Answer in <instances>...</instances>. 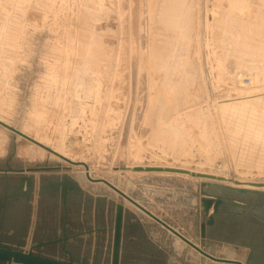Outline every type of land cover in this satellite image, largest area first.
<instances>
[{
  "label": "rangeland",
  "instance_id": "obj_1",
  "mask_svg": "<svg viewBox=\"0 0 264 264\" xmlns=\"http://www.w3.org/2000/svg\"><path fill=\"white\" fill-rule=\"evenodd\" d=\"M172 1L145 0L140 27L141 43H139L138 52L133 53L130 52L128 45V23L126 22L128 0H14L12 3L0 0V26H11L16 29L14 34H19L16 38L17 41L14 39L11 42L5 41L3 46H0V104L3 103L0 115H4L12 126L19 130L23 129L31 135L45 137L55 146L61 143V136H63L64 150L78 160L85 159L94 175L105 177L116 185L118 184L164 222L179 230L188 239L197 242L211 254L224 257L228 253H233L236 258L247 264H264V218L261 215L250 212L245 216L236 213H231L230 216L229 213L223 211L222 214L225 216L221 215L216 218L215 227H212L208 231L207 237L203 239L200 236L201 223H199L203 216L200 204V184L206 182L183 177V175L134 174L121 169L128 163L129 165L140 164L143 166H184L189 169L200 168L205 171L212 168L229 180L238 178L264 182V166L246 168L237 164L229 154L227 137L232 130L222 116V109L227 108L230 103L264 96V83L256 81L255 84L249 85L251 83L249 74H257L260 79L262 78L260 69H245L246 66L252 64L254 66L255 63L258 66L260 62H263L260 64L263 65L264 60L261 58H264V52L259 53V56L256 52L257 55L252 53L248 58L245 56L243 59L245 62L242 65L244 69L242 66L238 68L236 64H233L239 55L233 49L234 43H237L239 39L234 38L230 32L231 36H227L229 39L227 41L228 33L226 34L222 30L223 27L219 25V16H217L219 12H221L219 15L225 16L223 13L225 14L224 11L229 8V0H178L175 5L171 4ZM247 2L250 10L247 6L249 11L245 7L243 14L238 11L236 16L237 20L241 18L240 23L244 20H249V23L253 14L255 15L256 18L251 21L254 24L250 22L249 32L252 34L251 39L254 38L253 43L256 44L259 38L255 37V34L264 33V0H248ZM182 5L183 7H181ZM180 8L183 9L182 12ZM246 12H248V19ZM250 13L252 16H249ZM178 15L184 21H181V17L179 18ZM222 16H220V20L224 18ZM176 19L183 25L181 26ZM218 26L222 29L217 28ZM220 31L226 35L219 33ZM214 35H217L218 38L222 35L225 36L223 41L226 43L223 45L224 42L220 41L222 45H219L220 42L217 44L221 37L218 40ZM232 36L234 40L231 39V41L233 40L231 42L230 37L232 38ZM153 37L154 39H152ZM170 38L173 41L172 47L169 43L171 42ZM186 38L189 40L185 41ZM161 40L165 43H162ZM161 44H165V46ZM157 46L159 49L161 48V51L163 48L164 51L160 52ZM235 48L237 49V44ZM249 49L252 51V48ZM163 52L166 53L161 55ZM87 55L92 58H88ZM256 56L258 63L255 60ZM152 60L153 62H151ZM178 63L181 64L178 65ZM161 64L162 66L169 65L170 69V66L173 68L170 70L166 66L167 70H165ZM174 64L178 68H174ZM182 66L184 67L182 68ZM180 68L182 70H179ZM132 69L134 72L131 76L132 78L135 76V80L131 79L129 74L132 73ZM162 69H164V73L167 71L166 73L171 78L165 73L166 77ZM148 72H151V77ZM164 77H169L168 80L172 85L177 83L181 87L184 85L183 89L187 88L185 92L188 97L192 95L188 100L190 102L186 104L190 106L195 103L194 106L192 105L194 108L191 107L192 110L202 111V121L205 122V128L209 132L208 141L210 142L211 138L215 139L216 134L219 135L221 145L215 146L216 153L211 152L212 156H215L211 166L205 163L206 156H203L205 153L200 151L202 143H208V141H202L198 129L190 122V116L195 112L184 111L180 118L176 117L178 115L176 112L168 118L170 123L167 122V125L170 124L171 127L181 125L189 132L187 135L188 144L184 151L171 149L162 140L149 146L152 125L147 123L146 115L149 112L148 108L152 109V100L159 94L156 92L158 91L156 88L161 91V86L163 87V83L167 81ZM154 80L155 82H153ZM237 80L241 82L242 86H239ZM87 85L92 89L96 85L95 94L90 92ZM246 85L252 86L249 94L246 90L238 89L244 88ZM84 86L87 89H84ZM129 87L132 88L129 89ZM174 93L176 92L172 94ZM154 100L156 101V99ZM129 102L131 103L129 104ZM152 105H155L154 102ZM125 107L128 112L125 111ZM41 110L44 115L37 118L36 113ZM118 113L126 116L124 122L123 117L122 120L118 119L117 121ZM175 118L177 121L174 120ZM110 121H117L113 129L107 126V122L111 123ZM118 126H122L124 131L122 135H119L121 129ZM212 126L217 133L212 131ZM3 131V133L0 131V139L6 138V143L4 145L5 154L0 155V168L4 169L6 162L14 169H41L52 166L59 168V170L43 169L24 172L32 178L33 183L42 179L43 175L55 176L56 182L50 186L53 194L49 203H52L56 208L61 206V201L64 200L66 193V201L74 214L83 213L90 219L93 215L100 214L101 221L107 217L106 227L103 228H106L107 232L109 227L115 226L117 205L121 204L124 206L123 224H130L133 220L135 223L143 222L149 228L158 246L170 254V259L167 261L170 264H216L206 261L204 256H200L189 246L182 245V247L176 242L175 237L160 224L126 206L108 189L99 185L97 187L79 183L77 176L79 171L65 163L53 162L48 159H43L41 162H32L27 158L20 159L17 157V149L28 143L23 139L20 140L11 132ZM102 135L112 136L110 146L108 145L109 140L107 143L101 142ZM242 135L236 134L237 137H242ZM118 143L119 145H117ZM139 144L144 146V150ZM262 145L258 142L257 146L260 148L263 147ZM203 146V148H207V145ZM101 147L106 152H102ZM122 147L127 148L123 150ZM127 150L134 154L138 150L140 157L135 161L132 160ZM65 178L69 180L68 184L59 186L64 183ZM16 186L14 183L13 188L18 192ZM75 186L79 190L74 189ZM260 200L264 202V198H260ZM60 212L59 208L53 212V215L58 217ZM88 231L90 233L87 235L91 236L94 228ZM110 231L112 230L110 229ZM112 232L114 233V231ZM96 249V256H94L96 260L90 254L92 253L91 247L88 248L86 260L90 262L92 259V264L95 262L105 264L104 256L109 250L105 240H102ZM48 251L55 259L68 258V254L61 255L57 249Z\"/></svg>",
  "mask_w": 264,
  "mask_h": 264
},
{
  "label": "bare ground",
  "instance_id": "obj_2",
  "mask_svg": "<svg viewBox=\"0 0 264 264\" xmlns=\"http://www.w3.org/2000/svg\"><path fill=\"white\" fill-rule=\"evenodd\" d=\"M5 2H8V3H12V2H14V0H4ZM168 1H172V0H167V2ZM248 0H229V8L226 10V11H224L225 12V14L223 13V15H225V16H222V15H219L221 12H219V14L217 15V16H219L218 17V20H219V25L221 26V27H223V29L222 28H219V26L217 27V28H219V29H222V30H224V33H228V34H230V32L232 33V35H234V38L235 37H237L238 39H239V41H238V39H237V43L235 42L234 43V45L236 46V44H237V49L235 48V46H234V48L233 49H235V52L237 53V54H239V55H237V58H235V60L233 61V62H235V63H233V64H236V66L239 68V67H241L243 64H244V57L246 56L247 58H248V56L250 55V54H252V53H258V56L260 55L259 53H263L264 52V33H260V34H255V37H258L259 38V40L257 41V43L255 44V43H253V40H254V38H252L251 39V37H252V34H250V32H249V30H250V22L253 20V18H256L255 17V15L253 14V16L251 15V13L249 14V16L251 15L252 16V20H250V22L248 23V21H245L244 20V22L242 21L241 23H240V19H238L237 20V16H236V13H238V11H240V13H242L243 12V10H244V8L246 7V10H248L247 9V2ZM144 3H145V0H128V8H127V18H126V16H125V18H126V22L128 23V26H127V28H128V37H129V40H128V45H129V50H130V52H138V48H139V43H141L140 42V40H141V38H142V36H140V27H141V23H142V13H143V7H144ZM178 3V0H173L172 1V5L174 4H177ZM171 4H170V7H171ZM181 7H183V5L181 6ZM248 8H249V6H248ZM170 9V8H169ZM184 9H186L185 8V6H184ZM180 10H181V8H180ZM249 10H250V8H249ZM248 10V11H249ZM168 11V10H167ZM172 11V10H171ZM183 11V9L181 10V12ZM167 13V12H166ZM185 13H186V10H185ZM244 13H245V11H244ZM247 13V19H248V12H246ZM178 14V13H177ZM183 14H184V12H183ZM243 14V13H242ZM180 15V14H179ZM179 15H178V17H179ZM214 15V14H213ZM238 15V14H237ZM240 15V14H239ZM238 15V16H239ZM257 15V14H256ZM220 16H222V17H224L222 20H220ZM168 17H169V15H168ZM167 17V18H168ZM181 17V16H180ZM179 17V18H180ZM242 17V16H241ZM176 18V17H175ZM184 18V17H183ZM236 18V19H235ZM243 18V17H242ZM245 18V17H244ZM172 19V18H171ZM169 20V19H168ZM183 19H182V17H181V21H182ZM215 20H216V18H215ZM214 20V21H215ZM217 20V21H218ZM243 20V19H242ZM176 21L178 22V23H180L177 19H176ZM184 21V20H183ZM239 23H238V22ZM216 22V21H215ZM214 22V23H215ZM254 22H255V20H254ZM126 23V24H127ZM207 23H208V20H207ZM243 23V24H242ZM260 23V22H259ZM175 24V23H174ZM181 24V26L183 25L182 23H180ZM180 24L178 25V28H179V26H180ZM217 24V23H216ZM251 24H254V23H252L251 22ZM261 24V23H260ZM210 25V26H209ZM208 26L209 27H211V24H209ZM168 27V26H167ZM171 27V26H170ZM176 28H177V26H176ZM206 28H208V27H206ZM216 28V29H217ZM16 29L15 28H12L11 26H8V27H5V26H0V46H3V43L5 42V41H8V42H11V41H13V39L14 40H16V38L19 36V34H14V31H15ZM210 30V29H209ZM218 30V29H217ZM221 30V31H222ZM219 32V33H222V32ZM212 32V31H211ZM235 32H236V34H235ZM215 33V32H214ZM234 33V34H233ZM216 34V33H215ZM223 34V33H222ZM226 34H223V35H226ZM226 35V38L228 39V37L227 36H231V34L230 35ZM223 35H222V37L221 36H219V38H220V40H219V38H218V36L216 35H214L215 37H217L218 38V40L219 41H217V44H218V42H224L223 40V38H225V36L223 37ZM3 39H2V38ZM150 37H151V35H150ZM171 38H172V36H170ZM214 37V38H215ZM170 38V40H171V42H169V41H167V42H169L170 43V45H171V43L173 42L172 41V39ZM152 39H154V37L152 38ZM216 39V38H215ZM214 39V40H215ZM231 39H233V36H232V38L230 37V41H231ZM151 40V39H150ZM168 40H169V38H168ZM187 40H189L188 38H186L185 39V41H187ZM212 40H213V37H212ZM234 40V39H233ZM232 40V41H233ZM257 40V39H256ZM17 41V40H16ZM154 41V40H153ZM227 41H229V39L227 40ZM231 41V42H232ZM152 42V41H151ZM161 42H162V40H161ZM166 42V43H167ZM183 42H184V40H183ZM190 42V41H189ZM188 42V43H189ZM215 42V41H214ZM221 42H220V44L219 45H222L221 44ZM153 43V42H152ZM151 43V44H152ZM162 43H165V42H162ZM226 42H224L223 43V45L225 44ZM229 43V42H228ZM149 44V43H148ZM154 44V43H153ZM185 44H187V43H185ZM190 44V43H189ZM209 44V42H208V40H207V45ZM233 44V43H232ZM159 45H160V43H159ZM162 45V44H161ZM167 45V44H166ZM228 45V44H227ZM230 45H231V43H230ZM150 46V45H149ZM154 46H156V45H154ZM162 46H165V44L164 45H162ZM226 46V45H225ZM152 47H153V45H152ZM158 47V49H159V46H157ZM167 47V46H166ZM169 47V46H168ZM171 47H172V45H171ZM170 47V48H171ZM207 47V46H206ZM219 47V46H218ZM221 47V46H220ZM219 47V48H220ZM224 47V46H223ZM239 47V48H238ZM141 48V47H140ZM170 48L168 49V50H170ZM225 48V47H224ZM249 48H252V51L249 49ZM161 49V48H160ZM159 49V50H160ZM165 49V48H164ZM166 49V50H167ZM254 49V50H253ZM150 50V49H149ZM148 50V51H149ZM89 51H91V49H89ZM95 51V50H94ZM98 51V50H97ZM141 51V50H140ZM155 51H158V50H155ZM162 51H164L163 50V48H162ZM161 50H160V52H162ZM66 52V51H65ZM166 52H169V51H166ZM165 52V53H166ZM95 53V52H94ZM94 53H93V55H94ZM101 53H102V51H101ZM132 53V54H133ZM142 53V52H141ZM152 53V52H151ZM157 53V52H156ZM164 52L161 54V55H164L165 54ZM170 53V52H169ZM255 53V55H257ZM65 54V53H64ZM89 55H90V53H88ZM136 54V53H135ZM140 54V53H139ZM148 54H150V53H148ZM153 54H154V52H153ZM168 54V53H167ZM166 54V55H167ZM62 55V54H61ZM66 55V54H65ZM134 55V54H133ZM157 55V54H156ZM236 55V54H235ZM234 55V57H236ZM254 55V56H255ZM142 56V55H141ZM150 56V55H149ZM158 56V55H157ZM160 56V55H159ZM168 56V55H167ZM167 56H166V58H167ZM85 57H86V55H85ZM87 57H88V55H87ZM90 57V56H89ZM88 57V58H89ZM135 57V56H134ZM150 57H152V55L150 56ZM155 57V56H154ZM165 57V56H164ZM263 57H264V54H263ZM92 57H90V59H91ZM131 58V57H130ZM128 59L129 61L131 60V59ZM132 58H133V56H132ZM144 58V57H143ZM250 58H251V56H250ZM253 58V57H252ZM70 59V58H69ZM69 59H68V61H69ZM93 59H94V56H93ZM141 59V58H140ZM150 59V58H149ZM157 59V58H156ZM155 59V60H156ZM234 59V58H233ZM232 59V60H233ZM246 59V58H245ZM257 59V56H256V58H255V60ZM260 59V58H259ZM262 60H264V58H261ZM260 59V60H261ZM67 60V59H66ZM151 60V59H150ZM154 60V61H155ZM258 60V59H257ZM257 60H256V62H257ZM1 61V60H0ZM68 61H66L67 63H68ZM129 61H128V63H129ZM137 61V60H136ZM138 61H139V58H138ZM166 61V60H165ZM253 61V60H252ZM142 62V61H141ZM144 62V61H143ZM151 62H153V60L151 61ZM179 62V61H178ZM254 62V61H253ZM260 62V61H259ZM156 63V62H155ZM155 63H153V64H155ZM157 63H159V62H157ZM164 63V62H163ZM177 63V62H176ZM221 63V62H220ZM258 63V62H257ZM263 63V62H262ZM261 62H260V64H262ZM130 64H131V61H130ZM139 64V63H138ZM181 63H178V65H180ZM249 64V62L247 63V65ZM259 64V65H260ZM141 65H142V63H141ZM141 65H140V68H142L141 67ZM143 65H144V63H143ZM159 65V64H158ZM166 65V64H165ZM177 65V64H176ZM177 65V66H178ZM184 65V64H183ZM246 65V64H245ZM257 66L256 65V63H255V65L253 66V64L252 65H249V66H246V68L245 69H247V70H252L253 68H259L260 69V73H261V75H262V78L260 79V77L257 75V74H249L250 75V78H251V83H249V85H253V84H255L256 83V81H261L262 83H264V64L263 65H260V66ZM128 66V65H127ZM139 66V65H138ZM161 66H162V64H161ZM164 66V65H163ZM162 66V67H163ZM167 67L169 66V65H166ZM166 66H164V68L166 67ZM185 66V65H184ZM184 66H182V68L184 67ZM135 67V66H134ZM147 67V66H146ZM155 67H157V66H155ZM171 67V69L168 67V69H170V70H172V68H173V66H170ZM243 67V66H242ZM132 68V67H131ZM151 68V67H150ZM150 68H148V69H150ZM152 68H153V66H152ZM151 68V70H153ZM158 68H159V66H158ZM161 68V67H160ZM174 68H178V67H176L175 66V64H174ZM182 68H180L179 70H182ZM243 69H244V67H243ZM139 69L137 68V71H138ZM142 70V69H141ZM151 70H148V71H151ZM163 70V73H164V69H162ZM165 70H167V68H165ZM169 70V71H170ZM132 71V73H129L130 74V77H131V79H133L135 76H133V78H132V76H131V74L133 75V72H134V70L132 69L131 70ZM168 71V72H169ZM173 71H174V69H173ZM176 71V70H175ZM96 72V71H95ZM127 72H129L128 70H127ZM140 72V71H139ZM152 72V71H151ZM151 72H148V74H150V77H151ZM167 72V71H166ZM165 72V73H166ZM141 73V72H140ZM164 73V74H165ZM137 74V73H136ZM167 75H168V73H166ZM165 74V75H166ZM116 75V74H115ZM134 75H135V73H134ZM138 75V74H137ZM167 75H166V77H167ZM169 76V75H168ZM115 77V76H114ZM170 77V76H169ZM168 77V78H169ZM129 78V77H128ZM165 78V77H164ZM164 78H163V80H164ZM168 78H165V79H167V81H165L164 83H163V87H165V88H163L162 86H161V88H162V90L161 91H159L160 89H158V88H156L158 91H156V92H159V94L157 95V96H155V98L154 99H156V101L153 99L152 100V103L150 102L151 100H149V102L151 103V110L148 108V113H147V115H146V120H147V123L149 124V125H152V128H151V130H152V134H151V138H150V142L148 141V143H149V146H151V145H154V143H157L158 141L160 142L161 140L164 142H166V144L168 145V147H170L171 149L172 148H174V149H180L181 151H184V149H185V147L187 146V144H188V137H187V135H188V131H187V129H184L183 128V126H181V125H179V126H173V127H171L170 126V124L169 125H167V122H168V118L172 115V114H175L176 112H178V115L176 116L177 118L179 117L180 118V116L182 115V112H184V111H186L187 113L189 112H195V113H193L192 114V116H190V122H192L193 124H194V126L198 129V132H199V136H200V138L202 139V141H208V139H207V137H208V134H209V132H208V130L205 128V122L204 121H202V119H203V113H202V111H198L197 109L195 110V109H193L192 110V108L191 107H193L194 105H195V103H193L192 101V103L194 104H190V106H187L188 104H186L187 102H190V101H188V100H190L189 99V97H192V95L191 96H189L188 97V94H187V92H185L186 90H187V88H186V90L185 89H183V86L181 87V86H179V84L177 83L176 85L175 84H171V82L168 80ZM171 78V77H170ZM169 78V79H170ZM249 78V79H250ZM130 78H129V80H131ZM140 79V78H139ZM150 79V78H149ZM240 79H242V78H240ZM245 79V78H244ZM243 79V80H244ZM128 80V82H130ZM134 80H135V78H134ZM134 80H132V81H134ZM138 81V80H137ZM188 81V80H187ZM152 82V81H151ZM153 82H155V80L153 81ZM152 82V83H153ZM163 82V81H162ZM237 82H239V86H242L241 85V82L240 81H238L237 80ZM187 83V82H186ZM243 83V82H242ZM130 84V83H129ZM131 84H132V82H131ZM181 84V83H180ZM183 84V83H182ZM181 84V85H182ZM189 84V83H188ZM83 85V84H82ZM155 85V84H154ZM249 85H246L244 88H238L239 90H246V91H248V94L250 93L249 91H251V87L252 86H249ZM88 86V85H87ZM129 86H131V85H129ZM137 86H138V83H137ZM137 86H136V88H137ZM160 86V85H159ZM85 87V86H84ZM93 87H94V85H93ZM139 87V86H138ZM185 87H186V84H185ZM88 88H89V86H88ZM95 88H96V85H95ZM95 88H89V90H90V92H93L94 94H95V92L96 91H94V90H96ZM98 88V87H97ZM132 88V87H131ZM130 87H129V89H131ZM84 89H87L86 87L84 88ZM137 90H138V88H137ZM171 90H174V91H171ZM175 90H177V91H175ZM83 91H86V90H83ZM129 91H131V90H129ZM128 91V92H129ZM173 93V92H176V93H174V94H172L171 92ZM87 92V91H86ZM88 93V92H87ZM189 93V92H188ZM89 94V93H88ZM130 94V93H129ZM171 94V95H170ZM91 95V94H90ZM138 95V94H137ZM189 95H190V93H189ZM131 96V95H130ZM130 96H129V98H130ZM133 96V95H132ZM157 97V98H156ZM132 98V97H131ZM151 98H153V97H151ZM131 100V99H130ZM174 100H176V102H173L172 103V101H174ZM171 101V102H170ZM179 101V102H178ZM136 102V101H135ZM134 102V103H135ZM153 102H154V106L152 105L153 104ZM131 102H129V104H130ZM149 103V104H150ZM171 103H172V105H175V106H172L171 105ZM157 104V105H156ZM132 105V104H131ZM127 106V105H126ZM150 106V105H149ZM2 108H3V103H1L0 104V109L2 110ZM127 107H125V111L127 110L126 109ZM128 108H130V106H128ZM191 108V109H190ZM194 108V107H193ZM188 110H190V111H188ZM223 111H222V116L226 119V121H227V124H229L230 125V128H231V130H232V132L230 133V135H229V137H227L228 139L227 140H229V142H228V147H229V154L233 157V159L236 161V163L237 164H239V165H241V166H244V167H246V168H251V167H254V166H264V96L263 97H261V96H257V97H255L254 99H252V100H246V101H239V102H233V103H230L229 105H228V107L227 108H224V109H222ZM38 111V110H37ZM124 112V111H123ZM127 112H128V110H127ZM127 112H126V114H127ZM130 112V111H129ZM179 113H181V114H179ZM129 114H131V112L129 113ZM44 114H43V111L41 110L40 112H37L36 113V117L37 118H40V117H42ZM118 118H116L117 119V121H118V119H120V120H122L121 118L123 117V122H124V120L126 119V116L123 114V115H120V113H118ZM127 116H128V114H127ZM134 117H135V114H134ZM129 118V117H128ZM177 118H175L174 120H176L177 121ZM129 120V119H128ZM133 120H134V118H133ZM0 121L1 122H4L5 124H7V125H9V126H11L13 129H15V130H17L19 133H21V134H24V135H26L28 138H30V139H32L33 141H35V142H37L38 144H40V145H42V146H44V147H40V146H38V145H36L35 143H33L32 141H30L29 139H26L25 137H23V136H19V135H17V134H15L20 140H24V141H26L28 144H26L25 146H22L21 148H19V149H17V157H20V159L21 158H27L29 161L31 160L32 162L33 161H40L41 162V160L43 161V159H48V160H52L53 162L55 161V162H58V163H60V162H62V163H65L66 165H68L69 167H72V168H74L75 170H78L79 172H78V179H79V183H81V184H90L91 186L93 185H95V186H97L98 187V185L99 186H102V188H105V189H108L109 191H110V193H112V194H114V195H116L119 199H120V201L122 202H124L125 203V205L126 206H128L129 208H131V209H134L135 211H139L140 213H142L144 216H146V217H148L149 219H151L148 215H146L142 210H140V208H138L137 206H134L129 200H127V199H125L123 196H121L118 192H115L112 188H110L109 186H107L105 183H103V182H98V183H96V182H94V181H98V180H103V181H106L107 183H109L111 186H113L114 188H116V189H119L122 193H124L127 197H129L132 201H134L135 203H137V204H139L140 206H143L138 200H135L131 195H130V193L128 192V191H126L125 189H123L122 187H120V186H118V184L116 185L114 182H112V181H110V180H108L107 178H105V177H101V176H96V175H94V173L92 172V169H90V166H89V164L87 163V161L85 160V159H79L78 160V158H76L75 156H73V155H71V154H69L67 151H65L64 150V148H63V144H64V139H63V136H61V143L58 145V146H55V145H52L45 137H38V136H34V135H31L30 133H27L25 130H23V129H21V130H19L18 128H16V127H14V126H12V124L8 121V119L4 116V115H0ZM112 121V120H111ZM110 121V122H111ZM117 121H115V122H111V123H108L107 122V126L108 127H110V128H112L113 129V126H115V124H116V122ZM168 123H170V122H168ZM105 124H106V122H105ZM120 124V123H119ZM122 124V123H121ZM124 124V123H123ZM129 124V123H128ZM132 124V123H131ZM147 124V125H148ZM133 125H134V123H133ZM106 126V125H105ZM168 126H170V128H167ZM122 127V126H121ZM121 127H119L118 126V128H120L121 129V134H119V135H122L123 133H124V131L122 130V128ZM133 127V126H132ZM148 129H149V127L148 126H146ZM110 128H108L109 130H110ZM0 129H2V130H0V131H2V133L4 132L3 130H5V131H7V132H11L12 134H14L12 131H10L9 129H7V128H5L4 126L2 127L1 125H0ZM212 131L213 132H215V133H217L216 132V129H214L213 128V126H212ZM119 130V129H118ZM132 130H133V128H132ZM117 131V130H116ZM144 132V131H143ZM147 132V131H146ZM110 133H111V131H110ZM120 133V132H119ZM134 133V132H133ZM114 134V133H113ZM130 134V133H129ZM236 134H243L242 135V137H237L236 136ZM117 135H118V133H117ZM118 135V136H119ZM142 136H143V134H141ZM126 136H127V134H126ZM105 137L107 138L106 140H105ZM108 137H110V136H106V135H102L101 137H100V140H101V142H105V143H107V141L109 140V143H108V145L110 146V140H111V138H112V136L110 137V138H108ZM122 137V136H121ZM121 137H120V139H121ZM150 137V136H149ZM130 138V137H129ZM132 138V137H131ZM130 138V139H131ZM199 138V139H200ZM129 139V140H130ZM141 139H143V138H141ZM188 139V140H187ZM113 140V139H112ZM117 140V139H116ZM115 140V141H116ZM126 140H128L127 139V137H126ZM125 140V141H126ZM6 141V138H2V139H0V155H4L5 154V147H4V145H5V142ZM120 141V140H119ZM118 141V142H119ZM164 142V143H165ZM258 142H260L261 144H263L262 146L263 147H258L257 145H258ZM121 143V142H120ZM131 143H132V141H131ZM130 143V144H131ZM140 143V142H139ZM200 143H202L201 141H200ZM114 144H115V142H114ZM122 144H123V142H122ZM121 144V145H122ZM130 144L128 145L129 146V148L131 149L132 147H130ZM203 145L205 144V145H207V148H203L204 146L203 145H201V148H200V151L201 152H204L205 153V155H203V156H206V164H208L209 166H211V163L214 161V159H215V156H212V151H213V153L215 152V146L216 147H219L220 145H221V140H220V137H219V135L218 134H216V136H215V139L214 138H211L210 139V142L208 141V143H202ZM117 145H119V143L117 144ZM140 145V144H139ZM123 146H125V145H123ZM141 147H142V149H143V147L144 146H142V145H140ZM121 147V146H120ZM120 147H119V149H120ZM134 147V146H133ZM49 150H47V149ZM123 148V150H124V148H127V147H122ZM136 148V147H135ZM137 148H139V146H137ZM116 149H117V147H116ZM115 149V150H116ZM118 149V150H119ZM141 149V148H140ZM101 150H102V152H106V150L103 148V147H101ZM117 150V151H118ZM135 150V149H134ZM144 150V149H143ZM126 151V150H125ZM133 151V150H132ZM136 151V150H135ZM127 152H128V150H127ZM126 152V153H127ZM134 152V151H133ZM220 153H221V151H219ZM129 153V156H131L132 158V160H134L135 161V159H137L138 157H140V154H138V153H140V152H138V150H137V153L135 152V154L134 153H132V152H128ZM209 153H210V155H209ZM216 153V152H215ZM213 155H215V154H213ZM127 156V155H126ZM128 156V157H129ZM127 157V158H128ZM126 159V158H125ZM129 159H130V157H129ZM53 167V166H52ZM64 167H67V166H64ZM48 168V167H47ZM121 169H123V171H125V172H129V173H134V174H136V173H152V174H154V173H157V174H169V175H183V177L185 176V177H190L191 179L192 178H194V179H196V180H200L201 182H208V183H216V184H218V185H223V186H225V187H233V188H238V189H243V190H252V191H259V192H264V182H256V181H251V180H243V179H238V178H234V179H228V178H226L225 176H222V174H220L219 173V171H215V170H213L212 168L209 170V171H205V170H202V169H189V168H185L184 166H180V167H177V166H170V165H168V166H162V165H154V166H150V165H147V166H143V165H140V164H135V165H129V163H128V165H126V166H124V167H122ZM61 170V169H60ZM201 186V185H200ZM115 197V196H114ZM122 202V203H123ZM144 208H146L145 206H143ZM148 211H150L148 208H146ZM133 210V211H134ZM138 212V213H139ZM151 212V211H150ZM212 212H213V208L211 209V211H210V215L212 214ZM153 215H156V214H154L153 212H151ZM157 216V215H156ZM158 218H160L159 216H157ZM161 219V218H160ZM152 220V219H151ZM150 220V221H151ZM153 221V220H152ZM154 222V221H153ZM155 223H157V222H155ZM161 226V225H160ZM163 227V226H162ZM172 227V226H171ZM164 228V227H163ZM176 229V228H175ZM177 230V229H176ZM168 231V230H167ZM179 231V230H178ZM180 232V231H179ZM168 233L169 234H171L169 231H168ZM171 235H173V234H171ZM174 236V235H173ZM175 237V239H176V242L178 243V244H181V246L182 245H184V246H188L185 242H183L180 238H178L177 236H174ZM186 237V236H185ZM187 238V237H186ZM188 239V238H187ZM190 242H193L192 240H190V239H188ZM193 243H195L196 245H198L200 248H203V247H201V245H199L197 242H193ZM183 247V246H182ZM190 247V246H189ZM191 248V247H190ZM191 250H195V249H193V248H191ZM196 251V250H195ZM200 256H202L198 251H196ZM206 252H207V250H206ZM208 253V252H207ZM209 254V253H208ZM211 255V254H210ZM211 256H214V255H211ZM215 257H217V256H215ZM204 258H206V257H204ZM217 258H221V259H224V260H227V261H230V262H235V263H232V264H247L245 261H243V260H240V259H238V258H236L234 255H233V253L231 254V253H228L226 256H224V257H217ZM207 260L206 261H211V262H214V263H216V264H227V263H222V262H218V261H215V260H210V259H208V258H206ZM247 261V260H246Z\"/></svg>",
  "mask_w": 264,
  "mask_h": 264
},
{
  "label": "crops",
  "instance_id": "obj_3",
  "mask_svg": "<svg viewBox=\"0 0 264 264\" xmlns=\"http://www.w3.org/2000/svg\"><path fill=\"white\" fill-rule=\"evenodd\" d=\"M23 176L28 177L25 173L0 174V244L28 251L32 245L46 243L39 252L43 256L50 257L53 255L48 250L57 249L61 255H64L62 249L65 247L76 262L86 259L89 247L92 249L90 254L96 260L94 257L96 248L102 240H105L109 250L104 256V263L108 261L107 263L110 264L113 232L110 231V227L107 232L106 228L103 229L106 227L107 217L101 221L100 214L93 215L91 219L83 213L74 214L66 200L65 202L61 201V206L58 208L52 203L50 204L53 194L50 186L56 182L55 176H41L42 179L33 183L31 192L27 193L28 198L26 199L23 193L26 191L23 190L25 186L23 189L18 187ZM14 183L17 185L18 192L13 188ZM59 208L61 214L59 213L58 217L54 216L53 212ZM136 223L133 220L122 229L119 263L158 264L160 262V264H170L167 262L170 259V254L158 246L149 228L143 222ZM147 224L150 223L147 222ZM91 228H94V231L91 232L93 235L89 236L87 232H90L88 230ZM64 234L68 236L67 241L57 242L64 237ZM76 234H80V237L74 238ZM89 242L90 244H88ZM207 252L211 254L209 251ZM91 262L92 259L90 262L87 261V264H92Z\"/></svg>",
  "mask_w": 264,
  "mask_h": 264
},
{
  "label": "water",
  "instance_id": "obj_4",
  "mask_svg": "<svg viewBox=\"0 0 264 264\" xmlns=\"http://www.w3.org/2000/svg\"><path fill=\"white\" fill-rule=\"evenodd\" d=\"M0 125L10 131H12L14 134H17L19 136H23L26 139H29L33 143H35L38 146H42L38 144L37 142L33 141L32 139L28 138L26 135L19 133L17 130L13 129L11 126L5 124L4 122L0 121ZM44 147V146H42ZM45 148V147H44ZM47 149V148H46ZM48 150V149H47ZM49 151V150H48ZM43 169H49V170H59L58 167H50V168H29V169H14L10 166L8 162H6V165L4 169L0 168V174L8 175L9 173H15V174H23L26 171H41ZM32 178L23 176V178L20 180V183L18 184V187L20 189H23L25 186L26 190L24 191V196L26 199L28 198L27 193L31 192L32 189ZM69 180L65 178L64 183L59 184V186H64L68 184ZM96 183L103 182L110 188H112L115 192H118L121 196H123L125 199L129 200L134 206H137L142 210L146 215H148L154 222H157L161 226H163L166 230H168L171 234L174 236H177L180 238L183 242H185L188 246L198 251L202 256L210 259L215 260L222 263L232 264L235 262H230L221 258H217L215 256H211L206 252L204 248H200L198 245H196L193 242H190L181 232L171 227L169 224L164 222L162 219L158 218L156 215H153L150 211H148L143 206H140L139 204L132 201L129 197H127L124 193H122L119 189L114 188L109 183L103 180L94 181ZM201 185V199L200 204L202 207V218H201V225H200V236L201 238H206L207 233L212 227H215L216 225V218L219 216H225L223 215V211L227 212L232 215L231 213L241 214V216L248 215L250 212L255 213L257 215H261L264 218V202L260 200V198H264V192L259 191H252V190H243L233 187H225L223 185H218L216 183H202ZM74 189L79 190L77 186L74 187ZM64 191L66 192V189L64 188ZM254 198V199H252ZM252 199V200H250ZM66 200V193L64 196V202ZM213 208V212L210 215V211ZM124 206L121 204L117 205V212H116V218L114 222V227H111L110 229L114 231L113 233V239H112V248H111V258L109 260L110 264H120V251H121V233L123 227H127L128 225L123 224L124 219ZM90 233V232H87ZM80 237V234L74 235V238ZM68 239V236L64 234V237L61 240H58L57 242H66ZM52 243V242H49ZM48 244V243H47ZM46 243L43 244H35L32 245V247L28 251H24L23 249L19 247H12L9 245H2L0 244V264H87V260L84 259L82 261H76L72 258V255L67 251V249L64 247L62 249L63 253L68 254L67 259H55L50 256L42 255L39 250L45 246ZM98 264V263H94ZM105 264H108L107 261Z\"/></svg>",
  "mask_w": 264,
  "mask_h": 264
}]
</instances>
